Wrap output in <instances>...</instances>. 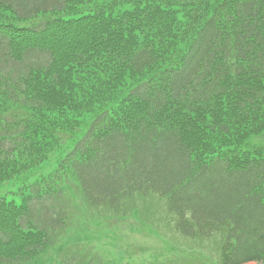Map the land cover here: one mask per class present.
I'll list each match as a JSON object with an SVG mask.
<instances>
[{
    "label": "trees",
    "instance_id": "trees-1",
    "mask_svg": "<svg viewBox=\"0 0 264 264\" xmlns=\"http://www.w3.org/2000/svg\"><path fill=\"white\" fill-rule=\"evenodd\" d=\"M91 1L0 0V183L63 157L0 202V264H66L72 221L141 200L217 243L197 264H264V0Z\"/></svg>",
    "mask_w": 264,
    "mask_h": 264
},
{
    "label": "rangeland",
    "instance_id": "rangeland-1",
    "mask_svg": "<svg viewBox=\"0 0 264 264\" xmlns=\"http://www.w3.org/2000/svg\"><path fill=\"white\" fill-rule=\"evenodd\" d=\"M93 3H95L94 0L90 2V5ZM241 148L247 151L258 148L256 152H264V132L247 136L241 142ZM49 164L52 166L54 160L50 161ZM16 187L17 185L11 187L9 185L7 188H0V196L7 195L10 189L14 190ZM4 199L8 201L9 195ZM72 206L77 207L76 203ZM155 206H157L155 203H145V201H138L131 206V208L134 207V211L141 213V219L137 216H129L120 220L115 218L98 220H91L88 217L77 218L76 224L73 221L69 224L70 232L74 234L71 241H80L86 245L87 249L84 256L83 253L81 255L85 261L90 260L95 264H164L163 261L171 257L174 246L189 245V242L184 241L185 244H181L178 238L174 241L173 238H164L161 234L159 236L156 232L157 230L162 233L159 226L151 227L142 222L145 220L151 224L154 210L157 216L159 215L160 207L154 209ZM208 246H210L209 255L211 252L217 251L218 245L214 241L211 244L197 242L194 247L188 248L205 251V247ZM45 260L46 264H58L55 257H48Z\"/></svg>",
    "mask_w": 264,
    "mask_h": 264
}]
</instances>
